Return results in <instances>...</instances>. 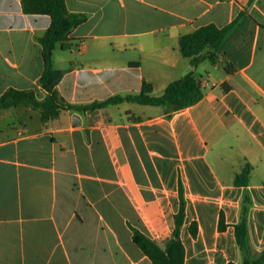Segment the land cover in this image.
Returning a JSON list of instances; mask_svg holds the SVG:
<instances>
[{"label":"crops","instance_id":"0c3cea01","mask_svg":"<svg viewBox=\"0 0 264 264\" xmlns=\"http://www.w3.org/2000/svg\"><path fill=\"white\" fill-rule=\"evenodd\" d=\"M86 21L54 51L57 86L87 106L161 96L193 71L202 98L179 112L137 103L62 111H0V264H152L130 226L164 248L175 230L180 186L184 264H242L235 226L245 212L248 245L264 253V0H65ZM239 22L215 63L193 68L179 48L201 27ZM46 15L0 0V97L48 93L41 38ZM205 55V53L203 54ZM248 185L235 181L246 167ZM223 220L224 226L220 227ZM192 224L197 235L190 233Z\"/></svg>","mask_w":264,"mask_h":264},{"label":"trees","instance_id":"16d2710c","mask_svg":"<svg viewBox=\"0 0 264 264\" xmlns=\"http://www.w3.org/2000/svg\"><path fill=\"white\" fill-rule=\"evenodd\" d=\"M23 12L27 15H46L51 18V24L46 33L39 38L42 46V61L44 65L43 74L39 80V86L48 93L44 100H39L34 91H19L10 89L0 97V111L17 108L20 106L31 107L40 114L42 123L56 119L62 111H93L110 105H119L125 102L137 103L144 106L162 107L169 113L179 112L187 109L202 98L201 84L194 77L193 71L182 79L172 82L161 96H153L151 85L144 84L138 96H116L101 103L87 106H75L65 102L57 91V86L66 75L65 71L56 70L53 67L54 51L69 41L70 33L86 21L84 15L71 14L68 12L65 0H22ZM240 18L233 23L218 28L215 25H207L199 28L193 33L184 35L179 40L181 54L190 60L193 68L204 61L215 63L216 52L226 40L229 33L235 28ZM205 53V55H203ZM249 166L238 175L235 181L237 187L248 185ZM180 209L175 216V230L172 238L161 248L157 243L142 234L136 228L130 226L133 232V241L140 250L151 260L152 264H184L185 248L180 239V231L184 224L185 200L183 190L180 186ZM223 228V220L220 222ZM190 233L193 237L197 235V226L192 224ZM235 238L243 255L242 264H264V253L254 259L248 245V231L245 212L240 224L235 226ZM233 264V263H231Z\"/></svg>","mask_w":264,"mask_h":264}]
</instances>
